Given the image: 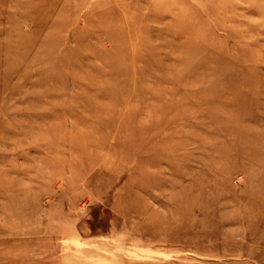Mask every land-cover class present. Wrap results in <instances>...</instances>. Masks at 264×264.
<instances>
[{
  "label": "rangeland",
  "instance_id": "1",
  "mask_svg": "<svg viewBox=\"0 0 264 264\" xmlns=\"http://www.w3.org/2000/svg\"><path fill=\"white\" fill-rule=\"evenodd\" d=\"M0 264H264V0H0Z\"/></svg>",
  "mask_w": 264,
  "mask_h": 264
}]
</instances>
